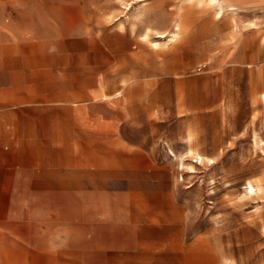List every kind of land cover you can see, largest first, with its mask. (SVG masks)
Listing matches in <instances>:
<instances>
[{
	"label": "rangeland",
	"instance_id": "obj_1",
	"mask_svg": "<svg viewBox=\"0 0 264 264\" xmlns=\"http://www.w3.org/2000/svg\"><path fill=\"white\" fill-rule=\"evenodd\" d=\"M84 2L81 15H61V25L78 18L82 28L40 31V57H56L55 69L68 71L77 68L76 57H88L90 73H109L98 99L90 91L84 113L120 124L90 121L89 138L121 134L147 149L148 181L166 195L154 190L150 209L178 216L148 226V240L161 242L148 249V262L264 264V0H87V10ZM22 33L36 42L31 31ZM63 57H71L65 67ZM117 70L126 75L122 84L148 75L135 96H148V116L127 120L124 90L112 91ZM134 73L141 77L129 78ZM89 80L90 89L101 86L102 79ZM59 112L42 108L41 117ZM193 253L203 259L187 260ZM70 257L72 264H102L113 254L94 249Z\"/></svg>",
	"mask_w": 264,
	"mask_h": 264
},
{
	"label": "crops",
	"instance_id": "obj_2",
	"mask_svg": "<svg viewBox=\"0 0 264 264\" xmlns=\"http://www.w3.org/2000/svg\"><path fill=\"white\" fill-rule=\"evenodd\" d=\"M65 13L81 15L83 0H0V264H72L71 254L94 249L113 254L102 264H150L148 249L161 242L148 240V226L178 216L174 210L163 216L160 208L150 209L155 193L166 195L148 181L147 149H137L121 134L89 138L90 121L120 124L117 117L93 119L84 113L90 91L97 90V98L109 73H90L88 57H76L77 68L69 71L55 69L56 57H40L41 30L83 27L78 18L61 25ZM25 30L36 42L23 41ZM63 59L64 67L71 62ZM114 72L118 80L112 91L124 90L127 120H135L136 113L148 116V96L135 102L137 85H148V75L129 85L121 81L126 75ZM90 77L93 84L102 79L101 86L90 89ZM42 108L60 112L42 118ZM32 205L39 212L26 209ZM58 255H65L64 261ZM186 259L203 258L193 253Z\"/></svg>",
	"mask_w": 264,
	"mask_h": 264
},
{
	"label": "bare ground",
	"instance_id": "obj_3",
	"mask_svg": "<svg viewBox=\"0 0 264 264\" xmlns=\"http://www.w3.org/2000/svg\"><path fill=\"white\" fill-rule=\"evenodd\" d=\"M157 36H163V34H162V33H158ZM187 142H188V141H187ZM263 142H264V141H263ZM263 142L260 141L261 144H262ZM189 144H190V143H189ZM261 144H260V145H261ZM262 145H263V144H262ZM194 150H195V149H194ZM262 150H263V152H264V148H263ZM263 152H262V153H263ZM196 153H197V154H196L197 157H199V158L202 157L200 154H198V152H196ZM263 155H264V153H263ZM190 167H191V166H190ZM249 187L252 189V185H251V184L249 185ZM254 190H255V189H254Z\"/></svg>",
	"mask_w": 264,
	"mask_h": 264
}]
</instances>
